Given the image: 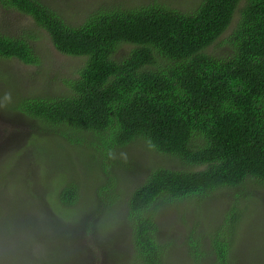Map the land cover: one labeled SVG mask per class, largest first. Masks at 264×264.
<instances>
[{
  "label": "trees",
  "instance_id": "trees-1",
  "mask_svg": "<svg viewBox=\"0 0 264 264\" xmlns=\"http://www.w3.org/2000/svg\"><path fill=\"white\" fill-rule=\"evenodd\" d=\"M241 1L199 0L191 12L159 2L113 3L71 25L41 0H0L29 16L59 52L84 60L60 96L19 95L9 105L17 117L46 127L60 148L74 150L89 140L84 154L108 174L125 171L128 160L122 161L120 151L139 142L179 163L153 168L126 197L120 226L130 227L133 264H166L169 246L158 240L159 203L204 199L248 179L264 184V0H246L240 9L223 42L230 56L209 52ZM125 46L129 51L121 56ZM0 59L39 63L27 37L1 33ZM110 181L98 190L114 207L122 193L115 187L119 193H109ZM81 191L76 173L61 176L48 193L49 206L65 212ZM241 210L236 201L208 237L196 241L191 234L195 264H235L232 244ZM120 255L113 253L116 260Z\"/></svg>",
  "mask_w": 264,
  "mask_h": 264
},
{
  "label": "rangeland",
  "instance_id": "rangeland-1",
  "mask_svg": "<svg viewBox=\"0 0 264 264\" xmlns=\"http://www.w3.org/2000/svg\"><path fill=\"white\" fill-rule=\"evenodd\" d=\"M41 1L71 25L82 23L92 12L113 3L137 7L159 2L182 12H191L199 3V0ZM245 2L241 1L229 29L209 48L215 57L231 55L229 45L223 42L234 30ZM0 33L27 37L39 58L37 65L0 59V264H133L130 227L120 226L126 219V197L145 182L153 168H178L179 163L139 142L120 151L122 161L128 160L125 171L121 168L115 175L108 174L84 154L91 148L89 140L87 146L74 150L67 149L68 146L60 148V142L53 140L46 127L25 116L17 117L9 105L19 95L60 96L68 89L66 81L78 77L84 60L59 52L49 35L29 16L7 9L1 2ZM128 51L129 47H123L121 56ZM71 172L82 181L79 202L65 212L64 207L57 206L59 210L56 205L50 207L48 193L53 190V181L56 186L61 176H70ZM108 181L113 185L109 193H119L117 190L122 193L114 207L98 190L101 184L107 187ZM236 201L242 203L243 211L233 238L234 263L264 264V184L255 179L204 199L159 203L155 208L158 240L169 246L166 264H195L191 259V234L196 241L202 235L208 237L217 220L225 218ZM98 204L102 205L100 211ZM113 253H120V258L116 260Z\"/></svg>",
  "mask_w": 264,
  "mask_h": 264
}]
</instances>
